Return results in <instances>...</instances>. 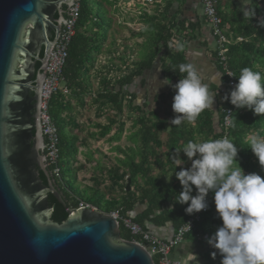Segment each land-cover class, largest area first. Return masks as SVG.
Masks as SVG:
<instances>
[{
  "label": "water",
  "instance_id": "obj_1",
  "mask_svg": "<svg viewBox=\"0 0 264 264\" xmlns=\"http://www.w3.org/2000/svg\"><path fill=\"white\" fill-rule=\"evenodd\" d=\"M72 3L0 0V264H155L143 246L121 236L109 213L80 207L61 223L50 220L47 192L66 202L46 164L41 92L59 34L47 40L54 13Z\"/></svg>",
  "mask_w": 264,
  "mask_h": 264
},
{
  "label": "trees",
  "instance_id": "obj_2",
  "mask_svg": "<svg viewBox=\"0 0 264 264\" xmlns=\"http://www.w3.org/2000/svg\"><path fill=\"white\" fill-rule=\"evenodd\" d=\"M226 1L228 2L225 4L226 6L228 5L227 8L229 13H225L222 9V5L224 4L223 0H219L217 6L218 13L223 20L226 36L233 40H236L238 37L242 38L241 41H236V43H232L229 47V67L234 71L237 83L240 71L245 67L260 72L262 77H264V26H261V21H264V0H249V5L256 11V16L252 19L243 16L241 10L236 8L232 0ZM97 16L98 14L95 13L91 1L81 0V10L76 28V35L69 47L67 63L64 69L67 83L75 79L77 73L80 72L79 66L92 60L93 39L82 32L94 29L102 31L103 27ZM155 19V16L148 15L145 20L148 26L141 31V35H147L148 38L146 40L148 46L143 53V60L137 62L133 70L128 71L123 77L118 79L113 86L107 87L105 89L106 93L101 95V98L106 99L116 113H121L123 110V97L125 96L122 89L126 87L127 90L136 78L143 77L147 71L151 70L157 58L160 61L161 75L171 82V86L166 93H160L155 97L156 99L166 98L168 102L170 99L172 100L169 102V107L171 109L166 112V116L160 117L154 111H150L148 115L145 116L143 115L142 107H136L139 110V115L135 125H140L142 129L140 140L145 145V148L140 151V154H143L145 158L141 165L134 162L129 164L130 172L128 177L131 185H133L137 181L138 173H142L145 179H147V181H145L147 188L140 197H137L132 190H127L126 185L124 190L128 197L117 207L122 215L129 216L128 213L134 209V205L136 203L140 204L143 209L132 219L146 230H148L146 226L147 223L162 226L168 222H171L174 228L177 229L191 216L185 212V208L188 206L187 204L182 205L176 202L179 193L182 191V186L175 177V171H180L183 168L180 166H172L171 169H169L172 175L168 181H165L164 178L154 177L150 169L146 166L147 159L145 154L148 152L152 155L154 154V150L147 146L148 143L156 141L158 132L167 130L168 138L165 142V146L167 155L172 159L179 152V149L185 146L189 141L199 143L207 140H215L220 136V134L215 133L216 114L214 115L212 106L201 112L193 123H188L187 121L182 122L180 125H172L170 123L177 115L172 109L173 97L175 95L174 85L185 75L179 73V65L181 63H188V61L186 60L184 50L178 51L176 49V43L171 44V48L168 47L169 42L173 40V33L169 25L166 23L161 25L156 24L154 23ZM43 56L44 52L41 53V57ZM40 66L41 63L37 61L36 71H39ZM217 66L220 72H222L221 67L218 64ZM173 69H175V71ZM144 78L146 77L140 78V83L145 82ZM115 87H118V89H115ZM222 87H226L228 90L230 89L228 80L224 76H222L220 86L217 84L208 85L209 93L214 94L215 97L217 96L218 98V95L221 94ZM58 92L50 99V113L56 122L60 136V178L53 177L50 168H48V171L56 188L66 202V205L60 203L51 191L47 192V195L49 205L52 208L50 220L52 222L61 223L67 219L69 215L68 209L77 207L79 200H84L100 209L102 196L88 195L84 198L79 196L76 194L77 189L72 186L71 178H67V176L71 174L68 166L69 159L76 153V148L74 147L75 139L67 136L63 131V127L58 122V113L63 104L62 93ZM230 106L231 103L229 100L222 99L221 104L218 102L216 103L215 108L217 107L219 109L220 107V110L215 113H218V117H221V109ZM132 108H135V106ZM149 115H154V120H151ZM112 123L113 121L105 126L97 125L102 128V136L111 129ZM250 135L264 137V116L254 115L252 110L242 108L234 113L230 135V141L238 147V162L234 163V167L240 166L245 174L257 173L264 177V170L261 169L258 158L252 153L247 143V140H249L247 137ZM196 136L200 138L197 140ZM40 178L43 184L48 185L49 177L42 171L40 172ZM192 195H196L195 186H193ZM116 204L117 202L115 201L107 202L103 206V210L105 212H110ZM207 204L208 209L202 215L201 221L195 225L194 229L188 233L186 238L191 241H195L197 237L206 239L203 241L206 251L203 254L202 264H221L222 256L208 243V239L216 232L218 227L222 226V220L216 212L212 192L208 194ZM120 230L121 236L124 239L132 240V237L122 225L120 226ZM199 240L202 241V239ZM214 251L217 252L215 259H213L211 255ZM155 262L157 263L156 259Z\"/></svg>",
  "mask_w": 264,
  "mask_h": 264
},
{
  "label": "clouds",
  "instance_id": "obj_3",
  "mask_svg": "<svg viewBox=\"0 0 264 264\" xmlns=\"http://www.w3.org/2000/svg\"><path fill=\"white\" fill-rule=\"evenodd\" d=\"M242 4L243 16L249 19L256 16L255 9L245 0ZM176 49L183 51L184 45L177 44ZM179 73L185 75L174 85L172 109L177 115L170 121L172 125L195 122L214 102L195 65L181 63ZM238 77L234 89L223 99L236 108H247L254 115L264 116V77L249 67L241 69ZM164 81L169 83L168 79ZM247 143L264 170V137L252 136ZM182 150L191 166L175 171L182 186L176 202L187 204L185 212L192 215L208 207L206 197L212 192L222 226L208 243L222 256L221 264H264V177L257 173L245 174L240 166L234 167L238 162V147L227 137L199 143L189 141ZM173 163L179 166L183 161L173 157ZM211 255L215 259L217 252Z\"/></svg>",
  "mask_w": 264,
  "mask_h": 264
},
{
  "label": "rangeland",
  "instance_id": "obj_4",
  "mask_svg": "<svg viewBox=\"0 0 264 264\" xmlns=\"http://www.w3.org/2000/svg\"><path fill=\"white\" fill-rule=\"evenodd\" d=\"M90 1L95 4L93 5L94 11L98 14L97 18L103 27L102 31L106 32V34L110 33L113 36L112 41L114 44L119 45L118 53L123 55L121 58L124 60V63L126 65L132 64L131 68L128 67L127 72L133 70L136 63L143 60L140 58L143 57V53L148 46L146 41L148 39L147 35L140 36L142 28L145 27L144 23H142L141 13L137 14L136 17L133 16V13L131 14V11H127V8L123 9L121 6L114 4L103 6L100 5L102 0ZM102 39L105 38L102 37ZM139 49L141 54H139ZM144 79L145 82L143 83L135 79L133 84L127 88L123 97V110L121 113L109 112L106 122L110 123L113 121V123L111 124L112 130L108 136L98 141H91V147L83 149L79 147L83 141L82 139L74 142L76 153L69 159L68 166L71 174L67 178H71L72 186L77 189L78 192L76 191V194L79 196L83 198L88 195L102 196L100 207L102 211H104L103 206L107 202H117L113 208L117 209L122 201L128 197L124 187L129 181V164L134 162L141 165L145 158L143 154H140L145 145L140 140L142 129L140 125H135L139 115V110L136 107H142L143 115L145 116L150 111H154L160 117L166 116V112L171 109L169 107L171 99L168 102L166 98H155L160 93H166L171 86L170 81H167L169 83L165 84V78L160 73V61L158 58L155 60L153 68L147 71V77ZM63 86L64 83H60V87L62 88ZM210 95L212 96L213 94ZM222 99L223 97L219 94L217 102L221 104ZM133 106L135 108H132ZM212 110L215 115V112H218L220 107L219 109L215 108V102H213ZM149 117L151 120H154V115H149ZM252 136L250 135L247 138L250 139ZM167 138V130L158 132L156 141L147 145L154 150V154L152 155L150 152H146L147 154H145L147 159L146 166L150 169L152 175L161 179L164 178L165 181L171 178L172 172L169 169L172 166H176L173 163V158L170 159L171 157L167 155L165 146ZM196 138L198 140L200 137L196 136ZM184 147L179 149L181 151L175 155V158L181 159L183 163L179 166L187 169L190 168L191 161L184 154L182 150ZM145 181L147 179H145L143 174L138 173L137 181L133 185L130 183L129 190H132L137 197H140L147 188ZM141 209V205L136 203L134 209L128 215L133 218L136 215L135 210ZM199 239H202V241ZM185 240L183 243L185 242V245L190 247L195 253H193L196 256L194 264H197V262L198 264H202L203 254L206 251L203 241L206 239L197 237L195 241ZM182 244L177 246L181 251L182 248L187 247L184 245L183 247ZM181 254L180 252L179 254H175V256Z\"/></svg>",
  "mask_w": 264,
  "mask_h": 264
},
{
  "label": "crops",
  "instance_id": "obj_5",
  "mask_svg": "<svg viewBox=\"0 0 264 264\" xmlns=\"http://www.w3.org/2000/svg\"><path fill=\"white\" fill-rule=\"evenodd\" d=\"M142 1L102 0L100 5L109 6L114 4L121 6L123 9L127 8V11H131V14L133 13V16L137 17V14H140L142 10ZM224 1L226 0H223L224 4L228 3ZM245 2L248 3L249 0H245ZM127 3L137 5L130 6ZM232 3L240 10L244 6L242 0H232ZM91 4L95 5L92 2ZM224 4L222 5L223 11L229 13L228 5ZM141 15L142 23L145 25L142 29H146L148 26L145 21L148 15L156 17L154 21L156 24H168L173 36L176 33L178 35L174 42L176 45H184L186 60L188 63L190 62L196 66L202 82L207 85L217 84L220 86L223 74L217 66L218 63L214 52V38L210 26L203 15L200 0H158V2L152 4L151 13L142 12ZM82 33L93 39L92 60L79 66L80 72L77 73L75 79L68 83L69 93L63 94L61 91L58 92L62 93L63 104L57 117L67 136L72 139L74 138V142L78 139L83 140L79 146L81 149L91 147V141H98L110 134L112 129L102 136L101 126L109 124V122H106V117L109 112L115 111L106 99L101 98V95L106 93L105 89L107 87L113 86L118 79L126 74L128 67H132V64L126 65L124 63V60L121 58L123 55L118 53L119 45L113 43V36L110 33L106 34V32L96 29L87 30ZM140 36L142 37L141 34ZM101 37L105 39H101ZM139 54H141L140 49ZM135 55L137 56L136 52ZM140 59L142 60L143 57ZM143 77H147V72ZM143 77L141 76L138 77L139 79H136L139 81ZM115 89H118V87H115ZM125 90L126 87L122 89V92L125 93ZM212 96L216 105L218 98L214 94ZM97 125L101 126L98 127ZM76 144L78 145V143ZM138 212L140 210H135L136 214ZM146 226L150 232L163 239L172 237L176 230L171 222L165 223L162 226L148 223ZM183 245L187 246L185 242ZM180 252L182 253L181 255L175 256V254H179ZM193 253V250L188 246L182 248V251L176 248L172 253V257L175 260L181 261L182 264H194L196 260L192 256Z\"/></svg>",
  "mask_w": 264,
  "mask_h": 264
},
{
  "label": "built area",
  "instance_id": "obj_6",
  "mask_svg": "<svg viewBox=\"0 0 264 264\" xmlns=\"http://www.w3.org/2000/svg\"><path fill=\"white\" fill-rule=\"evenodd\" d=\"M203 8V15L205 16L211 33L214 38V52L215 59L222 69L223 76L228 80L229 90L226 87L221 88V96L230 94L237 84L236 76L233 70L229 67V54L228 50L232 43L241 41L242 38L233 40L228 38L225 33V27L223 20L218 13L217 6L219 0H200ZM158 0H143L141 2L142 10L140 13H151V6ZM130 6H136L137 4L127 3ZM81 0H73L72 5L67 9V15L64 26L60 30L54 45L52 46L47 66L45 69V79L42 86L41 92V104H40V122L41 131L44 138V154L46 159L47 167L51 169V175L56 178H60L61 168L60 162V136L58 127L50 113V99L58 91L63 94L69 93L68 83L64 69L66 67L67 58L69 54V47L76 35V28L80 17ZM178 35L174 34L173 40L170 44H175V40ZM231 75V76H230ZM60 83H64L61 88ZM225 100V99H223ZM242 108H236L231 104L230 107H223L221 109V117L216 115L215 118V133L220 134L218 139L227 137L230 140L231 128L233 125L234 113ZM208 196L206 197V201ZM80 207L92 208L99 211L98 207L91 205L90 203L79 200L76 208ZM205 210L192 214L185 223L180 225L172 237L163 239L153 234L149 230L142 228L138 223L134 222L130 216H124L121 214L119 209H114L109 213L115 218L119 225L130 234L132 241L143 246L151 255L155 264H182L181 261L175 260L172 257L173 251L177 246L181 245L186 239V236L195 225L201 221L202 215L207 211ZM190 226V227H189ZM155 259L157 263L155 262Z\"/></svg>",
  "mask_w": 264,
  "mask_h": 264
},
{
  "label": "flooded vegetation",
  "instance_id": "obj_7",
  "mask_svg": "<svg viewBox=\"0 0 264 264\" xmlns=\"http://www.w3.org/2000/svg\"><path fill=\"white\" fill-rule=\"evenodd\" d=\"M67 5H63L61 7V10L60 11H57L54 13V18L56 20V22L50 27L49 29V36H47V40L49 41H53L56 37V34L58 32H60L61 28H62V24H63V21L67 15ZM45 46L43 45L40 49V52H39V56L41 57V53L44 52L45 50ZM37 63V61H36Z\"/></svg>",
  "mask_w": 264,
  "mask_h": 264
}]
</instances>
